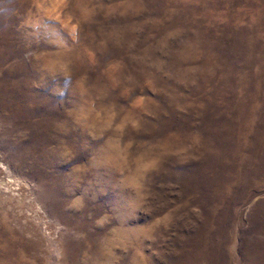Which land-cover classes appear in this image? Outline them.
Masks as SVG:
<instances>
[{
    "label": "rangeland",
    "instance_id": "1",
    "mask_svg": "<svg viewBox=\"0 0 264 264\" xmlns=\"http://www.w3.org/2000/svg\"><path fill=\"white\" fill-rule=\"evenodd\" d=\"M0 264H264V0H0Z\"/></svg>",
    "mask_w": 264,
    "mask_h": 264
}]
</instances>
